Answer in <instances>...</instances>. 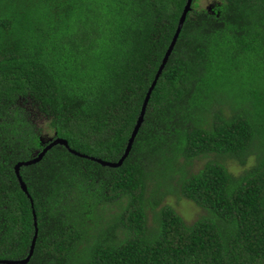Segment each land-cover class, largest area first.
Masks as SVG:
<instances>
[{
  "label": "trees",
  "instance_id": "16d2710c",
  "mask_svg": "<svg viewBox=\"0 0 264 264\" xmlns=\"http://www.w3.org/2000/svg\"><path fill=\"white\" fill-rule=\"evenodd\" d=\"M185 3L0 0V104L28 91L54 138L117 161ZM0 126L17 147L35 142L6 106ZM194 157H208L195 173L178 163ZM225 158L253 162L234 175ZM23 160L0 158V260L27 256L33 209L24 264H264V0L191 4L121 166L56 144L19 168L31 207L14 171ZM173 190L208 214L187 224L163 205L150 230L147 206ZM122 197L121 236L82 245L91 204Z\"/></svg>",
  "mask_w": 264,
  "mask_h": 264
},
{
  "label": "rangeland",
  "instance_id": "374dc122",
  "mask_svg": "<svg viewBox=\"0 0 264 264\" xmlns=\"http://www.w3.org/2000/svg\"><path fill=\"white\" fill-rule=\"evenodd\" d=\"M194 8L207 9L210 12L214 11L217 0H193ZM6 106L8 111H14L18 114L22 122V128L34 137L35 142L32 145L20 148L10 143V137L2 130L0 126V158L12 162L15 159H30L37 155V153L44 147L46 143L51 141L55 136L51 129L52 117L47 111L40 110L34 101L31 93L28 91H18L10 93L6 99L0 104V109ZM208 160V157H194L185 162V159H180L179 164L184 165L185 171L197 172L202 168L203 164ZM253 162L249 158L246 165H240L231 158H225L224 163L228 170L234 175H238L243 170L249 167ZM154 181L149 179L146 183L145 197L149 195ZM127 200L125 197L111 200L109 202L95 201L91 207L87 209L89 216L84 218L83 231L85 233V242L82 245L86 246L87 241L92 242V238L98 236L100 231L102 238L105 230L109 234L121 236L123 226L121 223L116 224V217L123 212V207L126 206ZM163 205L171 206L187 224H191L196 219L204 216L207 213L204 209L195 205L192 201L182 196L179 192L173 190L171 192L164 191L159 204L155 209L147 206L146 208V224L151 230L157 224L156 212L159 211ZM88 236V239H87ZM95 239V238H94Z\"/></svg>",
  "mask_w": 264,
  "mask_h": 264
},
{
  "label": "water",
  "instance_id": "95a60500",
  "mask_svg": "<svg viewBox=\"0 0 264 264\" xmlns=\"http://www.w3.org/2000/svg\"><path fill=\"white\" fill-rule=\"evenodd\" d=\"M192 1L193 0H186V3L183 7V10L181 12V15L179 17V20H178V24H177V27H176V30H175V33L169 43V46L162 58V61L154 75V78L153 80L151 81V84L150 86L148 87L147 89V92L145 94V97L142 101V104H141V108H140V112L137 116V119H136V122L133 126V129L130 133V136L128 138V141H127V144L125 146V149H124V152L123 154L121 155V157L117 160V161H107V160H103L101 158H97V157H93V156H87L85 154H81L79 152H76L72 149L69 148L68 146V143L65 139L63 138H59V137H56V138H53L51 141H49L38 153L36 156H34L33 158H30L28 160H23V161H19L17 162L15 165H14V171H15V174L17 175V178H18V181H19V184H20V187L22 188V190L24 191V193H26V195L30 198V196L28 195V192H27V188H26V185L25 183L22 181L20 175H19V168L20 166L22 165H29V164H32V163H36L37 161H39L43 155L46 153V151L48 149H50L52 146L56 145V144H61V145H64L71 153L73 154H76L78 156H81V157H85V158H88L90 160H93V161H96L97 163L101 164L102 166H108V167H113V168H116V167H119L122 165L123 161L125 160V158L128 156L131 148H132V144H133V141H134V138L143 122V119H144V115H145V112H146V107H147V104H148V101H149V97L151 95V92L157 82V79L159 78L164 66H165V63L168 59V56L170 55L171 53V50L177 40V37L180 33V30H181V27L183 25V22L185 20V16H186V13L191 9V4H192ZM30 202H31V207H33V202L30 198ZM32 214H33V226H34V234H33V237H32V240H31V244H30V249H29V252L27 254V256L23 259H18V260H7V259H4V260H0V263L2 264H24L26 263L29 258L31 257L32 255V252H33V249H34V245H35V240H36V236H37V222H36V216H35V212L34 210L32 209Z\"/></svg>",
  "mask_w": 264,
  "mask_h": 264
}]
</instances>
